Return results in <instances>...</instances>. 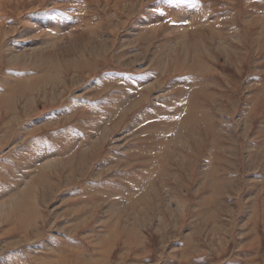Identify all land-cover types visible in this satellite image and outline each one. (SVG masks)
I'll return each mask as SVG.
<instances>
[{"label":"rangeland","instance_id":"rangeland-1","mask_svg":"<svg viewBox=\"0 0 264 264\" xmlns=\"http://www.w3.org/2000/svg\"><path fill=\"white\" fill-rule=\"evenodd\" d=\"M0 264H264V0H0Z\"/></svg>","mask_w":264,"mask_h":264},{"label":"bare ground","instance_id":"bare-ground-1","mask_svg":"<svg viewBox=\"0 0 264 264\" xmlns=\"http://www.w3.org/2000/svg\"><path fill=\"white\" fill-rule=\"evenodd\" d=\"M197 92H198V90L194 89V91H193L194 95L197 94ZM138 103H139V102H138ZM129 109H130V107H129ZM191 113H193V112L191 111V112L189 113V117L192 116ZM186 120H188V119L186 118L185 121H186ZM165 161H166V160H165ZM158 167H159V166H158ZM158 167H157V168H158ZM160 168H161V167H160ZM158 169H159V168H158ZM163 171H164V170H163ZM20 204H21V203H20Z\"/></svg>","mask_w":264,"mask_h":264}]
</instances>
